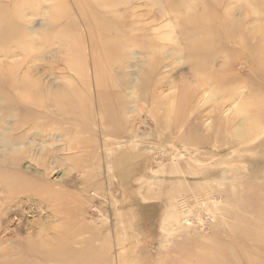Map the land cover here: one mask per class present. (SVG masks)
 <instances>
[{"label":"rangeland","instance_id":"374dc122","mask_svg":"<svg viewBox=\"0 0 264 264\" xmlns=\"http://www.w3.org/2000/svg\"><path fill=\"white\" fill-rule=\"evenodd\" d=\"M90 2L0 0V264H264V0Z\"/></svg>","mask_w":264,"mask_h":264},{"label":"bare ground","instance_id":"6f19581e","mask_svg":"<svg viewBox=\"0 0 264 264\" xmlns=\"http://www.w3.org/2000/svg\"><path fill=\"white\" fill-rule=\"evenodd\" d=\"M92 1H93V4L98 7L97 11L95 12L96 15L98 16V18L102 19L101 23L97 25L98 30L100 32H102V30L108 29V31L111 30L113 32L115 28L113 27L112 23L113 22L117 23L118 14L116 12L110 13V12H105L103 10L106 9L109 5H111L114 0H91V2H90L91 5H92ZM179 1L181 2L180 3L181 5L187 4L188 5L187 9H189V8L191 9L194 6V4H196L198 2V0H154V2L158 5V7L161 9V11H162V9H163V11L169 10L170 6L176 5ZM180 8L182 10V7H180ZM180 8L177 10L178 12H180ZM0 13L5 15V18L7 16L9 17L8 14H12L11 11L8 12V10L3 5L0 7ZM88 16L90 18L93 17V13L89 12ZM157 16H158V14H157ZM179 18H180V20L177 23V27L179 29H182L181 32L189 31V33L191 32L190 34L192 35V37H195V39H196V32L199 30H203L207 34V37H209L208 36L209 29L212 26V20L209 17L204 16V18H201L200 16H197L196 14L190 12L189 16L184 17L183 13H182V15ZM126 19H122L124 24H127V21H129V20H137V17L130 18L127 20ZM3 20H6V19H3V18L0 19V32L3 35H5L4 38H8V36H10L11 33L15 32V27H13L8 21L5 24H2ZM149 21H151V22L148 23L147 20H144L142 23H140V24L138 23L139 25L143 24V26H140V27H135V24H134V26H133V24H130V25L133 26L132 29L134 31H135V29H141V30L148 31V30H146V29H148L147 27L153 26V24L155 23V19L149 20ZM206 26H208V27H206ZM126 28L127 29L129 28V24H127ZM223 28H225V25H223ZM223 28L220 27L219 29H223ZM105 34L107 35L108 32L106 31ZM111 36H112V34L109 36H105V39H110ZM112 39L115 41L116 40L124 41V40H126V37H118V38H112ZM185 42H187V41H185ZM203 47L204 46H200V44L196 40H195V42H191V43L189 42V44H188V48H190L192 55H195V56L201 55L203 53V51H202ZM197 67H200V66H197ZM201 67H208V66H201ZM11 85L12 84H10V83H8V84L4 83L3 84V87L6 88L5 94L8 95L11 93V91H13L11 88ZM28 88H29V86L28 87H26V86L22 87L23 90H28ZM37 94H38L37 92H31V97H32L31 101H34L35 103L36 102L40 103V101H42V99L39 96V94L37 97L36 96ZM49 259L50 258L44 259L45 264H48Z\"/></svg>","mask_w":264,"mask_h":264}]
</instances>
